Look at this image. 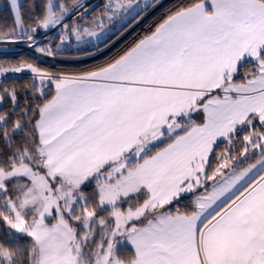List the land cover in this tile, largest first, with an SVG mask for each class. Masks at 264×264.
<instances>
[{
    "label": "snow or ice",
    "instance_id": "1",
    "mask_svg": "<svg viewBox=\"0 0 264 264\" xmlns=\"http://www.w3.org/2000/svg\"><path fill=\"white\" fill-rule=\"evenodd\" d=\"M161 7L9 0L0 44L109 54L0 62V264H264V0H175L134 36Z\"/></svg>",
    "mask_w": 264,
    "mask_h": 264
},
{
    "label": "trees",
    "instance_id": "2",
    "mask_svg": "<svg viewBox=\"0 0 264 264\" xmlns=\"http://www.w3.org/2000/svg\"><path fill=\"white\" fill-rule=\"evenodd\" d=\"M0 2L3 3V7L0 9V26H3L5 24L10 25L11 24V13L9 11L8 5L6 0H0ZM175 0H167L166 2L163 3V7L157 9L155 12L150 13L135 29L134 36L135 35H141L144 32H146L149 28V26L153 25L156 23L157 20L160 19V17L164 14L165 8L174 3ZM99 2V4H101ZM117 47H123V43L118 42ZM109 53H104L101 56L95 58V60H89L87 62L79 63V64H65L61 62H50L46 60H40L37 59L34 55H32L29 52H18V53H13V54H7L4 55L3 53L0 54V62H8L9 64H18L19 62L22 61H27L29 63H36L38 66L41 68L45 69H52V68H60V69H65V70H75V69H81L85 67L86 65L91 66L93 63L99 62L100 60L103 59L104 55H108ZM12 78H15L17 80H27L30 78V75H21V76H10ZM50 98V97H49ZM199 194V193H198ZM192 197H187L184 198L182 201L178 202V206H185L188 204L189 200Z\"/></svg>",
    "mask_w": 264,
    "mask_h": 264
},
{
    "label": "rangeland",
    "instance_id": "3",
    "mask_svg": "<svg viewBox=\"0 0 264 264\" xmlns=\"http://www.w3.org/2000/svg\"><path fill=\"white\" fill-rule=\"evenodd\" d=\"M102 0H88V3L92 6H96L99 4V2H101ZM164 1V0H163ZM167 1V0H166ZM165 1V2H166ZM7 2V5H8V2L9 0H6ZM3 7V3L0 2V9ZM147 17V16H146ZM145 17V18H146ZM142 22V21H141ZM42 36V34H41ZM51 37V34L49 35V38ZM42 44L43 43H46V40L43 39L42 37ZM4 49H7L8 51V54H13V53H18V52H22V51H25V52H29L31 53L32 55H34L35 57H37V59H40V60H46V61H50V62H54V63H57V62H61V63H65V64H79V63H83V62H87L89 60H92V59H88L86 61H74V60H66V61H53L52 58L50 57H46V56H43L42 54L40 53H37L33 48H30L28 47L25 43H15V44H11V43H7V44H0V54L3 53V50ZM101 56V55H99ZM97 56V57H99ZM96 57V58H97ZM27 73H30L28 72L27 70L24 71V72H21L19 74H9V76H21V75H31V74H27ZM191 194H184L180 197L179 199V202L182 201L184 198H187V197H190ZM176 203V202H175Z\"/></svg>",
    "mask_w": 264,
    "mask_h": 264
},
{
    "label": "crops",
    "instance_id": "4",
    "mask_svg": "<svg viewBox=\"0 0 264 264\" xmlns=\"http://www.w3.org/2000/svg\"><path fill=\"white\" fill-rule=\"evenodd\" d=\"M27 74H30V73H27ZM182 195H184V194H182ZM182 195H181V196H182ZM174 203H175V202H174Z\"/></svg>",
    "mask_w": 264,
    "mask_h": 264
},
{
    "label": "water",
    "instance_id": "5",
    "mask_svg": "<svg viewBox=\"0 0 264 264\" xmlns=\"http://www.w3.org/2000/svg\"><path fill=\"white\" fill-rule=\"evenodd\" d=\"M166 0L163 1V3L165 2Z\"/></svg>",
    "mask_w": 264,
    "mask_h": 264
}]
</instances>
